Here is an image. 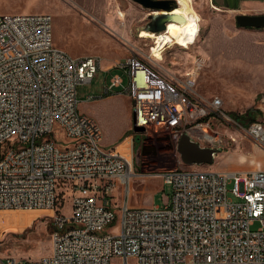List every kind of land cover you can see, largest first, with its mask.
Returning <instances> with one entry per match:
<instances>
[{
	"label": "built area",
	"instance_id": "2783aa9c",
	"mask_svg": "<svg viewBox=\"0 0 264 264\" xmlns=\"http://www.w3.org/2000/svg\"><path fill=\"white\" fill-rule=\"evenodd\" d=\"M52 21L47 12L0 13V210L51 211L53 225L48 254L0 264H264V166L135 172L131 150L106 149L96 121L78 108L77 87L92 81L100 57L56 46ZM148 60L130 54L105 69L127 76L122 92L140 136L168 129L176 145L183 133H208L212 116L264 149V93L256 108L263 118L243 123L220 97L200 95L193 74L166 77ZM123 82L115 71L104 93ZM55 127L66 141L52 137ZM145 176L170 185L162 206L128 203L131 179ZM117 183L120 204L112 201ZM67 192L68 215L60 210ZM110 223L117 231L101 234Z\"/></svg>",
	"mask_w": 264,
	"mask_h": 264
},
{
	"label": "rangeland",
	"instance_id": "374dc122",
	"mask_svg": "<svg viewBox=\"0 0 264 264\" xmlns=\"http://www.w3.org/2000/svg\"><path fill=\"white\" fill-rule=\"evenodd\" d=\"M194 6L201 19V30L195 44L188 50L170 47L164 51V59L161 62L153 61V65L166 77L183 76L191 72L196 78L197 92L206 98L214 95L220 97L222 109L235 117L245 116L249 112L255 118H263L256 110L260 94L255 93L264 89L261 50L253 51L254 46L258 45L252 41L246 42L247 38L243 39L241 35L240 41L249 45L250 53H238L239 26H235L234 18L215 14L204 0H194ZM117 9L125 12L126 19L116 16ZM39 12L52 15L53 42L56 46L74 56L100 57V69L90 83L78 85L77 98L81 113L95 112L102 107L108 111L114 110L112 115L106 113L105 127L101 129V144L106 149L114 148L115 142H111L126 125L125 114L129 110L128 133L132 132L135 136V149L130 151L127 140L117 148L125 153L130 151L134 171L152 173L185 166L178 162L180 157L170 130L150 129L142 136L134 133L132 102L122 92L127 76L122 70H105L106 65L123 62L130 54H136L149 62L147 55L151 40L138 34L144 31L150 11L133 0H0V13ZM115 71L123 74V85L114 89L111 99L103 102L94 100L96 96L104 94V87ZM118 91L122 93L118 94ZM88 95L93 98L88 99ZM204 120L209 122L206 129L213 137H206L200 130H195L189 136L202 146L219 150L211 164L193 165L194 168L249 171L264 166V149L247 138L241 130L216 117L210 116ZM52 137L66 141L63 131L58 127H55ZM215 139L220 141L216 142ZM240 155L245 158L239 159ZM124 193V188L117 183L112 201L120 204ZM170 193V185L164 184L157 176L133 177L127 200L131 206H162ZM63 194L66 198L61 196L63 205L60 210L68 215L69 192ZM49 214L51 211L41 209L0 210V258L13 256L17 259H36L48 254L53 229ZM257 226L258 223L254 222L251 229ZM116 231L114 223H110L100 233Z\"/></svg>",
	"mask_w": 264,
	"mask_h": 264
},
{
	"label": "crops",
	"instance_id": "0c3cea01",
	"mask_svg": "<svg viewBox=\"0 0 264 264\" xmlns=\"http://www.w3.org/2000/svg\"><path fill=\"white\" fill-rule=\"evenodd\" d=\"M204 1H205V4L212 11H214L215 14L220 13L222 15L225 14V15L230 16V17L232 16L235 20V22H234L235 26L237 24L236 19H235L236 15H239V14H245V15L264 14V0H204ZM190 6L192 9L196 10V8L194 6V0H191ZM116 16L120 19H126V14L124 17L118 16L117 10H116ZM237 33H238V45H237L236 50L238 51V53H239V51H241V53H243L244 55H247L250 53L249 52V45L246 44L245 42L240 41L241 35H242L243 39L247 38V40H245L246 42L252 41L254 43V45L255 44L258 45V47L254 46L253 51L256 52L255 50H261L260 53L262 55H261L260 61L264 62V52L262 53V51H264V27L254 28V27L239 26V28H237ZM79 56H81V55H79ZM105 67H107V65ZM260 93H264V89L257 91L255 94L258 95ZM110 96H111V94H105L104 93L103 95L96 96L95 98H97V99L94 98V100H100V102H103V101H107V100L111 99ZM101 109L96 110L95 112L90 111V112L84 113L96 121V123L100 127V130L105 127V121H106L105 119H106L107 114L112 115L111 113L114 111V110L108 111L104 107H102ZM125 120H126V125H124V128H122V130L118 134V137L116 139H114L111 143L115 142L114 147H117L122 142L127 140L128 143L130 144L131 151H133L135 149V136L133 133H131V134L128 133V131L130 130V128H129L130 127L129 110H128V113L125 114ZM184 165L187 168L197 169V168L193 167V165H196V164H190V165L184 164ZM204 169H206V168H204Z\"/></svg>",
	"mask_w": 264,
	"mask_h": 264
},
{
	"label": "water",
	"instance_id": "95a60500",
	"mask_svg": "<svg viewBox=\"0 0 264 264\" xmlns=\"http://www.w3.org/2000/svg\"><path fill=\"white\" fill-rule=\"evenodd\" d=\"M150 12L144 25V30L159 32L166 27L169 21H181L183 16L173 13L177 7V0H133ZM239 26L261 28L264 27V14L245 15L239 14L235 17ZM144 129L140 126H133L134 133H140ZM176 150L182 163L190 165L211 164L218 148L202 146L198 141L193 140L187 133H183L176 143Z\"/></svg>",
	"mask_w": 264,
	"mask_h": 264
},
{
	"label": "bare ground",
	"instance_id": "6f19581e",
	"mask_svg": "<svg viewBox=\"0 0 264 264\" xmlns=\"http://www.w3.org/2000/svg\"><path fill=\"white\" fill-rule=\"evenodd\" d=\"M177 3V7L172 12L183 16V20L169 21L166 23L165 29L159 32L144 30L138 34L139 37L151 40L147 57H152L155 62H161L164 59V51L170 47L177 46L183 50H188L195 44L200 34L201 19L199 13L191 8V0H177ZM117 15L124 17L125 12L117 9ZM189 73L191 72L187 74ZM205 136L211 138L213 134L205 133ZM244 158V155L239 156V159Z\"/></svg>",
	"mask_w": 264,
	"mask_h": 264
},
{
	"label": "trees",
	"instance_id": "16d2710c",
	"mask_svg": "<svg viewBox=\"0 0 264 264\" xmlns=\"http://www.w3.org/2000/svg\"><path fill=\"white\" fill-rule=\"evenodd\" d=\"M236 118L240 121H242L243 123L249 122L251 120H253L255 118V116L251 115L249 112L243 116V115H236ZM132 133V132H131ZM129 133V134H131ZM144 152V151H143ZM152 152V151H151ZM144 154V153H143ZM63 197V196H62ZM61 200V198H60Z\"/></svg>",
	"mask_w": 264,
	"mask_h": 264
}]
</instances>
